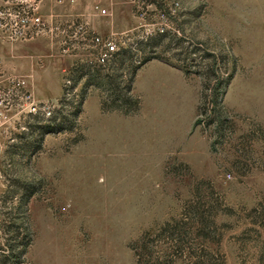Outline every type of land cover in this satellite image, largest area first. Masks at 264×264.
<instances>
[{
  "label": "rangeland",
  "instance_id": "1",
  "mask_svg": "<svg viewBox=\"0 0 264 264\" xmlns=\"http://www.w3.org/2000/svg\"><path fill=\"white\" fill-rule=\"evenodd\" d=\"M54 3L119 51L24 40L61 93L0 122V264H264V0Z\"/></svg>",
  "mask_w": 264,
  "mask_h": 264
},
{
  "label": "built area",
  "instance_id": "2",
  "mask_svg": "<svg viewBox=\"0 0 264 264\" xmlns=\"http://www.w3.org/2000/svg\"><path fill=\"white\" fill-rule=\"evenodd\" d=\"M41 0H5L0 6V37L7 41H24L48 32L71 33L74 39L100 45L101 54L95 58L98 65L106 66L113 61L119 51L116 41L102 40L82 22H71L68 25L50 24L39 13ZM1 64V60H0ZM64 87H67L64 83ZM58 103L37 101L26 86V81L11 77L0 87V122L9 116V109L15 107L21 113L39 114L50 118Z\"/></svg>",
  "mask_w": 264,
  "mask_h": 264
},
{
  "label": "crops",
  "instance_id": "3",
  "mask_svg": "<svg viewBox=\"0 0 264 264\" xmlns=\"http://www.w3.org/2000/svg\"><path fill=\"white\" fill-rule=\"evenodd\" d=\"M4 4L5 0H0V6ZM50 7H53L52 10ZM39 10L40 15L44 18H47L49 13H51V19L59 18L53 24L63 26L74 22L73 18L76 17L73 8L55 4L54 0H42ZM93 30L95 33L97 32L95 29ZM79 41L83 45L93 43L91 40ZM39 57L49 62L43 60L44 65L39 66L37 62ZM0 60V87L4 86L12 75L21 74L29 79L31 87L29 86L28 89L37 101L51 100L60 95L61 86L58 83L52 84L48 80L55 67L44 50L36 48L33 41L9 42L0 37Z\"/></svg>",
  "mask_w": 264,
  "mask_h": 264
}]
</instances>
